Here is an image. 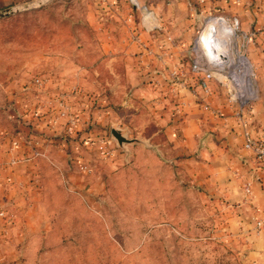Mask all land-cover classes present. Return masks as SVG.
Masks as SVG:
<instances>
[{
  "label": "rangeland",
  "instance_id": "obj_1",
  "mask_svg": "<svg viewBox=\"0 0 264 264\" xmlns=\"http://www.w3.org/2000/svg\"><path fill=\"white\" fill-rule=\"evenodd\" d=\"M94 1L0 0V264H25L26 255L31 264H250L231 205L190 175L185 121L163 114L168 90L137 89L149 75L131 77L128 59L103 54L89 20ZM138 1L165 3L161 11L172 15L179 0ZM202 3L191 0L188 57L159 73L176 84L183 113L202 96L187 63L193 49L210 48L208 20L227 22L230 58L243 49L236 22ZM183 16L177 10L170 25L177 37ZM228 64L209 84L222 99L235 91L244 107L252 99L233 89ZM249 82L256 94L254 74ZM111 127L140 141L121 145ZM32 149L42 155L26 161ZM30 223L47 228L33 237L32 254L14 248Z\"/></svg>",
  "mask_w": 264,
  "mask_h": 264
},
{
  "label": "crops",
  "instance_id": "obj_2",
  "mask_svg": "<svg viewBox=\"0 0 264 264\" xmlns=\"http://www.w3.org/2000/svg\"><path fill=\"white\" fill-rule=\"evenodd\" d=\"M168 2L167 7H170L171 1ZM164 4L159 1L141 5L138 0L133 3L130 0H95L89 5V20L95 34L100 35L104 55L117 54L128 59L131 77L134 74L149 75L144 76L145 85H139L138 79L132 78L135 87L139 85L137 89L145 87L150 96H156L160 89L168 90L169 108L163 114L170 122L179 118L185 121V144L192 152L186 160L191 164L190 175L210 195L231 205L238 225L236 229L247 240L244 247L250 264H264V167H260L242 146L244 131L264 138V0H203L201 11L215 7L236 22L243 45L241 53L259 86L244 107H239L232 97H219L212 91L215 89L212 83L208 93L197 87L202 95L200 102L192 101L184 113L178 112L175 104L176 84L161 81L160 74L176 72L179 59L188 57L192 24L187 16L192 15L193 4L191 0L177 1L172 15L168 10L161 11ZM177 10L184 15L179 19L184 26L181 37H177V32L170 26L178 22L175 20ZM99 11L103 13L101 18ZM198 139L201 146L196 153ZM25 218V223L31 221L33 212L26 211ZM259 220L263 225L257 227ZM12 229L15 228L9 225L7 230L2 228V232L10 234ZM44 230H47L45 224L35 230L33 225L25 227L21 230L24 234L19 230L14 248L20 244L25 252L32 254L33 237ZM22 236L24 240L20 243ZM26 258L25 264H31L32 259L27 255Z\"/></svg>",
  "mask_w": 264,
  "mask_h": 264
},
{
  "label": "built area",
  "instance_id": "obj_3",
  "mask_svg": "<svg viewBox=\"0 0 264 264\" xmlns=\"http://www.w3.org/2000/svg\"><path fill=\"white\" fill-rule=\"evenodd\" d=\"M192 51H193L192 57L190 59V62L188 63L189 70L191 71V73H193V75L196 78L197 87L202 89V91H204L205 93H208L210 90L209 81L213 77V71L223 70L224 69L223 61H221V59H219L216 56L208 55L206 52L202 50L193 49ZM236 52L240 54L238 49H236ZM233 63L235 64L231 70V79L234 82L233 89L240 91L244 89L243 79L245 78L246 72H248L247 78H249V76L252 74V71L249 65L248 67H246L245 65H242L238 62L235 63V61H233ZM248 95L249 97H245L244 99L247 100L248 98H250V96H252V93L246 94V96ZM231 97L232 99L234 98L233 100L240 99V97L237 94H235V91ZM240 103H244V102L242 101ZM242 146L247 152H249L252 155L255 162L260 167H264V138L263 137H254L251 135L249 131H244ZM40 155H42L41 151L32 150L31 155L27 158L28 159L37 158ZM12 162H15V161H12ZM256 225L257 227H260L263 225V223L261 220H259L257 221Z\"/></svg>",
  "mask_w": 264,
  "mask_h": 264
},
{
  "label": "bare ground",
  "instance_id": "obj_4",
  "mask_svg": "<svg viewBox=\"0 0 264 264\" xmlns=\"http://www.w3.org/2000/svg\"><path fill=\"white\" fill-rule=\"evenodd\" d=\"M214 20H216V18L214 19H209L207 25L205 26V28L207 29V31L210 33V44H209V49H203L204 52H206L208 55H213L218 57L219 59H221V61L223 60H227L229 62L228 66L229 68L232 70L233 66L235 65L233 63V61H235V63H240L242 65H245L246 67H248V63L247 60L245 59V57L242 54H238L235 51V58L232 59L229 57V48H228V44L230 40L229 37V33L230 30L227 28V22L219 19L218 20V26L215 25ZM229 40V41H228ZM198 42V45L200 47V42ZM248 72H246L245 78L243 79V87H244V92L250 93L252 92L251 90V86H250V82H249V78H247Z\"/></svg>",
  "mask_w": 264,
  "mask_h": 264
},
{
  "label": "water",
  "instance_id": "obj_5",
  "mask_svg": "<svg viewBox=\"0 0 264 264\" xmlns=\"http://www.w3.org/2000/svg\"><path fill=\"white\" fill-rule=\"evenodd\" d=\"M2 14L0 13V16ZM110 132L112 134V136H114V138L117 140V142L119 144H124V143H134V142H139L140 140L136 139V138H127L123 132L120 130V128L118 127H111L110 128Z\"/></svg>",
  "mask_w": 264,
  "mask_h": 264
},
{
  "label": "trees",
  "instance_id": "obj_6",
  "mask_svg": "<svg viewBox=\"0 0 264 264\" xmlns=\"http://www.w3.org/2000/svg\"><path fill=\"white\" fill-rule=\"evenodd\" d=\"M58 141H60L61 142V140L60 139H58ZM89 247V246H88Z\"/></svg>",
  "mask_w": 264,
  "mask_h": 264
}]
</instances>
